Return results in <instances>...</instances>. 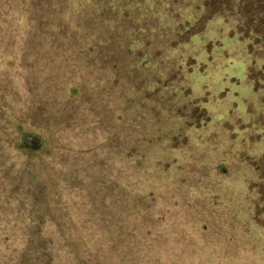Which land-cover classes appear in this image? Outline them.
I'll list each match as a JSON object with an SVG mask.
<instances>
[{
  "label": "trees",
  "instance_id": "1",
  "mask_svg": "<svg viewBox=\"0 0 264 264\" xmlns=\"http://www.w3.org/2000/svg\"><path fill=\"white\" fill-rule=\"evenodd\" d=\"M182 1L155 26L131 0H60L58 13L0 0V264H177L170 247L187 236L155 235L147 206L163 156H201L195 173L218 178L210 201L220 187L224 205H253L264 0ZM241 57L256 95L237 92ZM69 192L87 203H63ZM241 217L263 238L251 210Z\"/></svg>",
  "mask_w": 264,
  "mask_h": 264
},
{
  "label": "rangeland",
  "instance_id": "2",
  "mask_svg": "<svg viewBox=\"0 0 264 264\" xmlns=\"http://www.w3.org/2000/svg\"><path fill=\"white\" fill-rule=\"evenodd\" d=\"M20 10H30V0H19ZM38 6H48L56 8L57 13L61 10L60 0H34ZM70 4L76 0H64ZM130 7L134 11L142 10L148 14L150 21L156 26L161 25L168 16H179L175 11L183 12L189 5L182 0H131ZM141 2L140 8L137 3ZM63 5L66 15H72V11L78 14L80 6L71 5L69 8ZM13 12L15 8L8 7ZM33 10V9H31ZM30 10V11H31ZM206 16V15H205ZM204 16V17H205ZM204 19V18H203ZM202 19V20H203ZM75 23H71L74 26ZM56 26V25H55ZM198 25L195 29L197 30ZM184 28V26H182ZM191 32L193 31L190 30ZM189 31V33H190ZM234 77L240 81L237 92L244 96L256 93L250 89L251 84H247L246 70L247 64L243 57L236 58L233 66L230 67ZM233 93L234 88H230ZM258 121L264 123L262 117ZM261 137H252V140H259ZM192 151V150H191ZM194 153V151H192ZM201 156L197 154H181L174 156H163V166L153 170L155 177L156 195L148 200V211L152 214V221L157 231L155 235H186L179 237L170 247V252L174 254L173 261L177 264H264V236L258 238V234H250L245 226L246 220L241 217L251 210L255 223L260 229H264V167L257 166L253 162L251 166L260 172L257 182H251L245 196L251 199L248 208L245 204L239 208L224 205L226 199L230 203L228 191H223L218 187L214 200L209 199V193L213 185L218 181L205 180L200 174L195 173L194 165H200ZM190 162V163H189ZM240 166L234 162L230 167V172H234ZM164 168H169L164 171ZM226 173L227 170L223 169ZM163 177L172 178L174 186L166 183ZM171 187V188H170ZM193 188V190H192ZM186 191V192H184ZM72 193V192H69ZM84 193V192H83ZM195 193V194H192ZM243 194V193H242ZM86 195V193H85ZM75 193L66 195L63 203L70 204L77 201L86 204L87 197L73 199ZM225 197V199H224ZM221 200H224L221 202ZM235 200V199H234ZM139 209V208H138ZM135 209V211H138ZM242 213L241 216L236 211ZM255 235V236H252Z\"/></svg>",
  "mask_w": 264,
  "mask_h": 264
}]
</instances>
